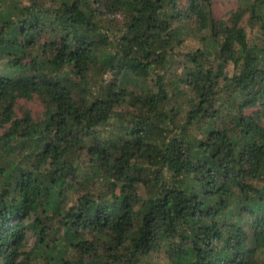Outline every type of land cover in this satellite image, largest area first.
<instances>
[{
    "label": "trees",
    "instance_id": "1",
    "mask_svg": "<svg viewBox=\"0 0 264 264\" xmlns=\"http://www.w3.org/2000/svg\"><path fill=\"white\" fill-rule=\"evenodd\" d=\"M0 264H264V0H0Z\"/></svg>",
    "mask_w": 264,
    "mask_h": 264
},
{
    "label": "rangeland",
    "instance_id": "2",
    "mask_svg": "<svg viewBox=\"0 0 264 264\" xmlns=\"http://www.w3.org/2000/svg\"><path fill=\"white\" fill-rule=\"evenodd\" d=\"M236 7V0H214V9H215V14L218 18L224 17L230 10L234 9ZM230 71H233V66L231 65L229 67ZM36 103H31L30 107L36 111L39 112L42 110V106L40 104ZM75 198L76 195L74 194V197H70V205H75Z\"/></svg>",
    "mask_w": 264,
    "mask_h": 264
}]
</instances>
